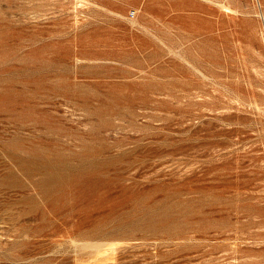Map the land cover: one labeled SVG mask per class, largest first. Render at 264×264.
Segmentation results:
<instances>
[{"label": "rangeland", "instance_id": "rangeland-1", "mask_svg": "<svg viewBox=\"0 0 264 264\" xmlns=\"http://www.w3.org/2000/svg\"><path fill=\"white\" fill-rule=\"evenodd\" d=\"M194 247L264 264V0H0V264Z\"/></svg>", "mask_w": 264, "mask_h": 264}, {"label": "bare ground", "instance_id": "bare-ground-1", "mask_svg": "<svg viewBox=\"0 0 264 264\" xmlns=\"http://www.w3.org/2000/svg\"><path fill=\"white\" fill-rule=\"evenodd\" d=\"M33 1V0H32ZM39 1V0H38ZM175 216V215H174ZM180 216V215H179ZM184 227V226H183ZM193 227V226H192ZM187 228V227H186ZM200 228H203V227H200ZM200 228L199 229H197L196 231H200ZM204 228H206V227H204ZM181 229V228H180ZM185 229V228H184ZM183 229V230H184ZM189 229V228H188ZM223 229V228H222ZM190 230V229H189ZM203 230V229H202ZM220 230V229H219ZM229 230V229H228ZM231 230V229H230ZM172 231V230H171ZM174 231V230H173ZM212 231V230H211ZM177 232V231H176ZM235 232V231H234ZM169 233H171V232H169ZM196 233V232H195ZM217 233V232H216ZM222 233V234H221ZM226 233V232H225ZM233 233V232H232ZM162 234H164V233H162ZM161 234V235H162ZM167 234V233H166ZM184 233H182V235H183ZM185 234H188V233H185ZM194 234V233H193ZM203 234V233H202ZM211 234V233H210ZM168 235V234H167ZM172 235V234H171ZM175 235V234H174ZM177 235V234H176ZM175 235V236H176ZM181 235V236H182ZM191 235V234H190ZM189 235V236H190ZM229 235V234H228ZM234 235V234H233ZM170 235H168V237H169ZM178 236V235H177ZM218 236L219 237H223L224 236V234H223V232H218ZM160 237V236H159ZM199 236H198V234H194L193 236H191L190 237V239H192V241L194 240V241H196L197 239H199L198 238ZM212 237V236H211ZM225 237V236H224ZM235 237V236H234ZM238 237V236H237ZM161 238H162V236H161ZM170 238V237H169ZM189 238V237H188ZM218 238V237H217ZM226 238V237H225ZM164 239V238H163ZM162 239V240H163ZM181 239V238H180ZM205 239V238H204ZM224 239V238H223ZM222 239V240H223ZM229 240H230V238H228ZM160 240V239H159ZM188 240V239H187ZM186 240V241H187ZM203 240V239H202ZM217 240V239H216ZM225 240V239H224ZM232 240H234V239H232ZM198 241V240H197ZM205 241H206V239H205ZM209 240H207V242H208ZM229 242V241H228ZM228 242H225V243H227L228 244ZM197 243V242H196ZM200 243H201V240H200ZM223 243V242H222ZM232 243V242H231ZM230 243V244H231ZM234 243V242H233ZM233 243H232V245H233ZM236 243V242H235ZM217 244V243H216ZM203 245H205V246H207L206 244H204L203 243ZM219 245H221V244H219ZM237 245V244H236ZM194 246V245H193ZM193 246H191V247H193ZM210 246V245H209ZM208 246V247H209ZM223 246V245H222ZM229 246V245H228ZM227 245H225V247L226 248H224L220 253H223V252H227L228 251V247ZM238 246V245H237ZM197 247V246H196ZM196 247H194V248H192V249H189V250H187V252L184 254L185 256H183V255H180V256H177V264H190L191 263V261H193L191 258L190 259H186L188 256H191V253H193V252H195V251H197V248ZM200 247V246H199ZM202 248H204L203 246H201ZM216 247H217V245H216ZM231 248H232V246H230ZM233 247H235V245L233 246ZM241 247V246H240ZM188 249V248H187ZM205 249V248H204ZM234 249H236V247L234 248ZM203 250V249H202ZM201 250V252L203 253V251ZM207 250V249H206ZM216 250V249H215ZM186 251V250H185ZM200 251V250H199ZM156 252V251H155ZM210 252V251H209ZM209 252H207V253H209ZM213 252V251H212ZM211 252V253H212ZM232 252H234V251H232ZM236 252V251H235ZM216 253V252H215ZM230 253H231V250H230ZM197 254H199V253H197ZM196 254V255H197ZM234 254V253H233ZM200 255V254H199ZM203 255H205V254H203ZM224 255V254H223ZM226 255V254H225ZM232 255V254H231ZM218 256V255H217ZM221 256V255H220ZM199 257V256H198ZM201 257V256H200ZM216 257V256H215ZM205 258V257H204ZM221 258V257H220ZM176 259V258H175ZM194 259V258H193ZM213 259V258H212ZM173 260V259H172ZM196 260V259H195ZM207 260V259H206ZM214 260V259H213ZM202 261H205V259L204 260H202ZM210 261H211V259H210ZM199 262H201V261H199ZM197 263V262H196ZM207 263V262H206ZM208 263H209V260H208ZM207 263V264H208ZM211 263V262H210ZM156 264V263H155ZM194 264V263H193Z\"/></svg>", "mask_w": 264, "mask_h": 264}]
</instances>
